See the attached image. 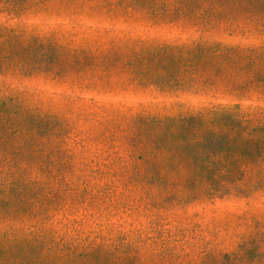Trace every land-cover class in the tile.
I'll use <instances>...</instances> for the list:
<instances>
[{
  "label": "rangeland",
  "instance_id": "374dc122",
  "mask_svg": "<svg viewBox=\"0 0 264 264\" xmlns=\"http://www.w3.org/2000/svg\"><path fill=\"white\" fill-rule=\"evenodd\" d=\"M260 47L264 0H0V264H264Z\"/></svg>",
  "mask_w": 264,
  "mask_h": 264
},
{
  "label": "trees",
  "instance_id": "16d2710c",
  "mask_svg": "<svg viewBox=\"0 0 264 264\" xmlns=\"http://www.w3.org/2000/svg\"><path fill=\"white\" fill-rule=\"evenodd\" d=\"M232 48V47H231ZM236 51L238 52H247V54L249 55V57L251 58H264V47H260V48H250L248 50H243V49H236ZM202 112L200 113H197V114H193L189 117H199V114H201ZM234 114V113H232ZM238 118V117H236ZM241 118L243 119V121L245 122H248V118L246 116H241ZM240 122V124L242 125L243 122L241 119L238 118V120ZM264 131V129L262 130ZM216 140H218L216 138ZM210 142H212L213 140H209ZM227 142H234V143H238V141H236V139L234 140L233 138H227L226 140ZM214 144H216V142H214ZM238 145V144H236ZM241 149H242V154L244 156H249V158L251 160L250 163H253L252 161H256L254 160V157L255 158H261V159H264V136H261L259 138H252V139H248L246 138V143L245 144H239Z\"/></svg>",
  "mask_w": 264,
  "mask_h": 264
}]
</instances>
